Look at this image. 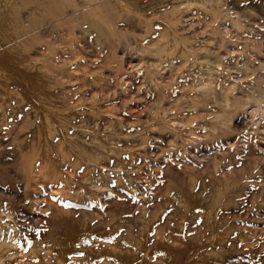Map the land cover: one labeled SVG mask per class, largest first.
<instances>
[{
    "label": "rangeland",
    "instance_id": "1",
    "mask_svg": "<svg viewBox=\"0 0 264 264\" xmlns=\"http://www.w3.org/2000/svg\"><path fill=\"white\" fill-rule=\"evenodd\" d=\"M0 264H264V0H0Z\"/></svg>",
    "mask_w": 264,
    "mask_h": 264
},
{
    "label": "bare ground",
    "instance_id": "2",
    "mask_svg": "<svg viewBox=\"0 0 264 264\" xmlns=\"http://www.w3.org/2000/svg\"><path fill=\"white\" fill-rule=\"evenodd\" d=\"M3 4H4V2H3ZM14 4V3H13ZM15 8V7H14ZM14 14V13H13ZM11 15V14H10Z\"/></svg>",
    "mask_w": 264,
    "mask_h": 264
}]
</instances>
